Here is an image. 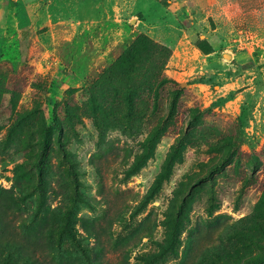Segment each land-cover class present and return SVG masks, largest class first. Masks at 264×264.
<instances>
[{
	"label": "rangeland",
	"instance_id": "rangeland-1",
	"mask_svg": "<svg viewBox=\"0 0 264 264\" xmlns=\"http://www.w3.org/2000/svg\"><path fill=\"white\" fill-rule=\"evenodd\" d=\"M260 260L264 0H0V264Z\"/></svg>",
	"mask_w": 264,
	"mask_h": 264
},
{
	"label": "trees",
	"instance_id": "trees-1",
	"mask_svg": "<svg viewBox=\"0 0 264 264\" xmlns=\"http://www.w3.org/2000/svg\"><path fill=\"white\" fill-rule=\"evenodd\" d=\"M48 140H49V136H48V131L45 133V136H44V140H43V145H44V148H46L48 146ZM220 165H218L217 167L214 168V170H217L219 169ZM262 261L264 260H260V261H255V262H250L248 264H260Z\"/></svg>",
	"mask_w": 264,
	"mask_h": 264
}]
</instances>
